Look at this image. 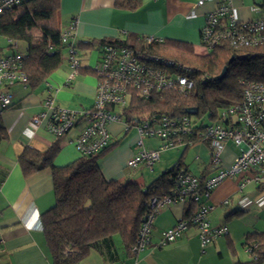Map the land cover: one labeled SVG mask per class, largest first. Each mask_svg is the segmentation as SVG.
<instances>
[{
    "label": "crops",
    "instance_id": "1",
    "mask_svg": "<svg viewBox=\"0 0 264 264\" xmlns=\"http://www.w3.org/2000/svg\"><path fill=\"white\" fill-rule=\"evenodd\" d=\"M196 2L140 0L137 8L130 9L115 6V0H59L60 26L65 29L72 19H76L74 41L123 39L133 33L161 40L188 42L196 53L202 54L206 51L200 45V28L204 23L205 12L212 9L215 3L206 1L197 5ZM231 3L237 17L248 18L249 8L245 10L239 0H231ZM201 49L204 52H200ZM8 52L0 41V54ZM79 58L80 71L72 79H69V65L62 58L59 68L38 87L31 89L21 84L8 87L13 93L12 103L0 108V123L7 134L6 139L0 140V264H52L40 223V214L54 204L51 170L43 168L24 176L18 156L25 146L44 151L55 141L44 122L36 124L31 121L32 116L43 110L42 101L48 85L59 107L82 110L92 105L97 82L93 66L99 58V47L80 51ZM83 125V120L78 121L71 130L58 138V152L53 159L55 166L65 165L80 157L72 141ZM124 126L123 120L109 125L112 135L110 149L99 159L100 170L106 179L123 182L135 180L147 184L164 170L173 167L178 160L179 166L186 167L201 179L213 170L209 164L208 145L193 140L190 145L182 147L178 158H171V153H163L151 168L140 165L130 171L126 162L137 151V132L123 138L130 128L125 130ZM229 142L222 151L223 167L228 166L237 153L229 148ZM148 143L149 147H155L157 141L151 139ZM196 145L204 146L207 151L205 155L199 152L195 156L199 164L184 158L188 150ZM146 168L149 169L147 176ZM239 178L221 181L212 189L207 200L212 206L208 213L210 224L225 225L227 234L216 238L202 251L197 229L189 225L175 241L158 245L160 232L184 218L186 200L168 204L155 215L150 243L134 257L137 263L248 264L252 257L246 250L244 240L247 233L264 231V194L262 187L254 183H248L238 191ZM134 258L123 247L120 237L113 235L97 242L96 247L91 248L75 264H129Z\"/></svg>",
    "mask_w": 264,
    "mask_h": 264
},
{
    "label": "built area",
    "instance_id": "2",
    "mask_svg": "<svg viewBox=\"0 0 264 264\" xmlns=\"http://www.w3.org/2000/svg\"><path fill=\"white\" fill-rule=\"evenodd\" d=\"M22 1L0 0V15ZM206 1L215 3L212 9L205 12L199 33L200 45L206 52L220 45L245 49L264 44V7L254 4L249 7V11L256 14L254 18H239L231 0H197L196 4L201 5ZM75 24L74 18L60 32V41L65 49L64 59L70 68L69 79L77 75L81 67L74 41ZM5 40L10 50L0 54L2 109L12 103L13 93L8 87L14 84L26 85L20 44L11 38ZM161 41L153 36H144V44L139 50L118 43L100 45L99 58L93 66L97 82L92 105L82 110L59 107L48 85L42 101L43 110L32 116L31 121L36 124L44 122L54 139H58L83 120L82 129L72 141L74 149L84 157L100 153L111 143V123L123 120L125 130L130 127L123 111L133 93L147 98L155 91L171 88L182 95L191 92L194 81L189 76L192 71L189 65L147 51L146 46H154ZM131 124L136 127L137 151L126 162L129 169H136L140 165L151 168L165 150L190 145L193 140L208 145L209 164L213 169L204 179L186 167L178 166L174 169L170 191L159 197H151L148 202L150 212L142 220L136 241L129 249L131 257L134 258L149 245L153 219L165 205L190 200L196 204V208L187 218L163 229L158 245L175 241L192 225L197 229L203 251L206 245L228 232L225 225H211L208 220L212 206L207 200L216 185L224 179L240 176L238 191L246 184L254 183L262 187L264 194V81H242L240 100L219 108L214 118L206 122L193 119L192 114L186 113L179 116L149 115L133 120ZM145 139L156 140V146L145 147ZM229 141L238 147V152L230 164L223 167L221 152ZM252 247L246 246L250 254ZM251 256L255 258V254ZM129 264H138L136 258Z\"/></svg>",
    "mask_w": 264,
    "mask_h": 264
},
{
    "label": "trees",
    "instance_id": "3",
    "mask_svg": "<svg viewBox=\"0 0 264 264\" xmlns=\"http://www.w3.org/2000/svg\"><path fill=\"white\" fill-rule=\"evenodd\" d=\"M139 5L140 0H115L118 7L135 9ZM258 5L264 7V0ZM60 32L59 0H24L0 15V36L22 44V70L29 88L38 87L61 65L64 44L60 41ZM105 43L139 50L144 36L130 33L123 39L78 40L75 47L80 55V51H89ZM146 49L189 65L194 85L186 95L174 88L155 91L147 98L133 93L123 111L129 124L149 115H185V109L190 107L196 108L194 115L204 118L202 121H209L219 108L240 100L242 81H264V44L245 49L220 45L198 54L188 42L163 39ZM231 56L241 58L228 62ZM223 66L227 68L226 73L216 80ZM6 137L0 123V140ZM58 140L44 151L25 146L18 156L24 176L43 168L51 170L54 204L40 214V223L52 264H75L95 248L97 242L113 235L120 237L129 253L142 220L150 212V198L170 191L171 176L180 165L179 160L147 184L135 180L123 182L106 179L100 170V156L110 149L109 146L96 155L80 156L65 165L55 166L53 159L58 152ZM195 208L196 204L187 200L183 219ZM244 244L250 247L256 244L251 249L255 258L251 256L248 264H262L264 233H247Z\"/></svg>",
    "mask_w": 264,
    "mask_h": 264
},
{
    "label": "rangeland",
    "instance_id": "4",
    "mask_svg": "<svg viewBox=\"0 0 264 264\" xmlns=\"http://www.w3.org/2000/svg\"><path fill=\"white\" fill-rule=\"evenodd\" d=\"M240 2H241V5L244 7V9L246 10L247 8H249L250 6H252V5H254V4H257L258 5V3L261 1V0H239ZM262 9V8H261ZM248 10V9H247ZM262 12H264V9H262ZM249 13V15H248V18H254L255 16H256V14H254V13H252V12H248ZM1 45L3 46V49H5V50H10L9 49V47L7 46V43H6V40H5V38L3 37V38H1ZM21 44V43H20ZM20 46V45H19ZM21 46H22V44H21ZM263 48V47H262ZM261 49V48H260ZM3 51V50H2ZM205 51H207V50H205ZM200 52H204V49H201V51ZM5 53V52H4ZM61 55H62V58L64 59L65 58V49L63 48L62 49V51H61ZM192 118L193 119H197V120H200V119H204V118H202V117H198V116H196V115H192ZM207 120H205V122H206ZM135 131H136V127H135V125H133V124H130V128H129V131L127 132V134L125 135V136H123V138H125V137H130V136H132V134H134L135 133ZM149 140H151V139H145L144 140V144H145V147H149V143H148V141ZM229 148L232 150V151H235V152H238V149L235 147V145L233 144V142H229ZM204 146H202V145H196L195 147H193L192 149H190V150H188V153L184 156V158L186 159V160H189L190 162H193L194 164H199V163H197V161L195 160V156L196 155H198V153L199 152H201V153H199V154H201V155H205V153H207V151L203 148ZM166 151V152H165ZM163 153H171V154H169V156H171V158L172 157H174V158H178L179 157V154H180V152L182 151V147H179V148H173V149H168V150H165ZM203 152V153H202ZM162 153V154H163ZM161 154V155H162ZM200 155V156H201ZM161 157V156H160ZM222 157H224V154L221 152V158ZM201 158H203L202 156H201ZM198 161H199V159H197ZM200 162V161H199ZM152 167V166H151ZM154 171L156 170L155 168H152ZM128 170H130V171H133V169H129L128 168ZM148 172H149V169L148 168H146L145 169V173H146V176H147V174H148ZM146 176H145V178H146Z\"/></svg>",
    "mask_w": 264,
    "mask_h": 264
},
{
    "label": "water",
    "instance_id": "5",
    "mask_svg": "<svg viewBox=\"0 0 264 264\" xmlns=\"http://www.w3.org/2000/svg\"><path fill=\"white\" fill-rule=\"evenodd\" d=\"M235 58H241V57L240 56H238V57L231 56L228 59V62H231ZM226 69H227L226 66H223L221 71L219 72V74L215 77V79L216 80L221 79L225 75ZM185 112L188 113V114H192L193 115V114L196 113V108L195 107L187 108V109H185Z\"/></svg>",
    "mask_w": 264,
    "mask_h": 264
}]
</instances>
